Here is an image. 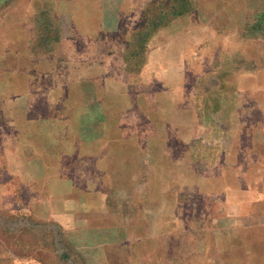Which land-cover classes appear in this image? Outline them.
<instances>
[{
	"label": "crops",
	"instance_id": "0c3cea01",
	"mask_svg": "<svg viewBox=\"0 0 264 264\" xmlns=\"http://www.w3.org/2000/svg\"><path fill=\"white\" fill-rule=\"evenodd\" d=\"M174 8L151 31L134 0L7 7L0 170L67 230L111 221L124 264H264V0ZM9 193L0 180V209L22 203ZM112 202L129 214L114 218ZM187 213L205 240L167 260L166 224ZM155 220L163 228L135 225Z\"/></svg>",
	"mask_w": 264,
	"mask_h": 264
},
{
	"label": "rangeland",
	"instance_id": "374dc122",
	"mask_svg": "<svg viewBox=\"0 0 264 264\" xmlns=\"http://www.w3.org/2000/svg\"><path fill=\"white\" fill-rule=\"evenodd\" d=\"M179 1L183 6L188 0ZM13 4L15 0H0V17L4 15L3 11ZM134 10V22H142V20L149 22L153 31L159 22L173 16L174 0H134ZM140 31L141 29H138L134 32L137 35ZM127 45L118 44V56H120V49ZM128 47L131 52L136 53L140 45L134 44ZM118 63L120 65L121 61ZM106 64L109 67V63ZM1 149L0 142V152ZM2 159L0 157V164ZM0 180L5 181L6 191L10 192V200H13L15 190L20 193L18 200L22 202L8 204L0 209V242L7 253L4 258H0V261L6 264H15V262L22 264H124L121 261L124 256L122 246L125 245L127 237L122 235L124 231L115 234L111 228V221L101 222L95 215L91 221V228H88L86 232L67 230L51 217L45 206L26 204L29 200L28 189L17 188L19 183L14 181L13 174L0 170ZM121 193L125 196V192ZM181 199L187 200V197L183 196ZM107 207L111 209L114 218L128 215L131 209L129 205L117 202H112ZM183 217L184 219L177 224L167 222V234L159 241L160 254L164 252L167 260H174L179 256L174 247L181 246L183 253L188 255L195 239L205 240L204 231H200L196 222L190 219L189 213ZM135 225L138 229L150 227V231H155L159 227L163 228L161 222L156 220L149 223L138 221ZM119 227L125 229V222ZM175 227L177 229H174ZM136 240L138 239H135V242Z\"/></svg>",
	"mask_w": 264,
	"mask_h": 264
}]
</instances>
